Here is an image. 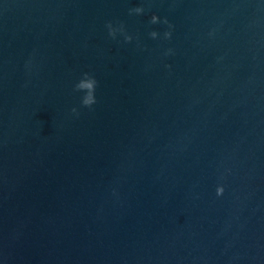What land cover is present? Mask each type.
I'll list each match as a JSON object with an SVG mask.
<instances>
[{
  "label": "water",
  "instance_id": "1",
  "mask_svg": "<svg viewBox=\"0 0 264 264\" xmlns=\"http://www.w3.org/2000/svg\"><path fill=\"white\" fill-rule=\"evenodd\" d=\"M0 264H264V0H0Z\"/></svg>",
  "mask_w": 264,
  "mask_h": 264
},
{
  "label": "clouds",
  "instance_id": "2",
  "mask_svg": "<svg viewBox=\"0 0 264 264\" xmlns=\"http://www.w3.org/2000/svg\"><path fill=\"white\" fill-rule=\"evenodd\" d=\"M144 12L143 7L137 6L134 8L129 9V14H136V15H140ZM149 23L151 24H157V23H163V24H167L169 29L172 28V25L169 24L168 20L165 18L163 20H161L157 15L153 14L150 17V21ZM106 27L108 29V35L112 38H115L116 33L120 32V33H124V26L123 24H120L118 27H113L112 23L109 22L106 24ZM149 37L152 39H156L158 37V33L156 31H151L148 33ZM163 37L164 39H170L171 38V31H165L163 33ZM132 40V36L124 34V41L130 42ZM171 53V49H168L166 54ZM165 67H169L168 65H165ZM97 86V81L95 80L94 77L90 76L88 73H84L83 77L79 80L78 83H76L75 85V90L76 91H81L84 93L82 99H81V103L83 106L85 107H91V105H93L96 100H95V96H94V92H95V88ZM71 111L73 113H76L77 110L76 108L71 109ZM223 193V187L218 186L216 188V195L220 196Z\"/></svg>",
  "mask_w": 264,
  "mask_h": 264
}]
</instances>
